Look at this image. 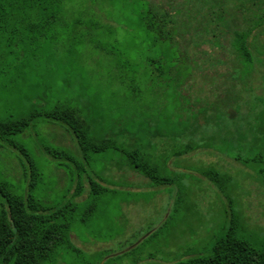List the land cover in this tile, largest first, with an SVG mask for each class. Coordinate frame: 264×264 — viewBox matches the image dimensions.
Masks as SVG:
<instances>
[{
	"label": "rangeland",
	"instance_id": "obj_1",
	"mask_svg": "<svg viewBox=\"0 0 264 264\" xmlns=\"http://www.w3.org/2000/svg\"><path fill=\"white\" fill-rule=\"evenodd\" d=\"M230 1L226 0L227 14L236 5ZM244 1L243 15L248 21L258 23L250 37L254 62L232 75L229 72L237 64L235 53L230 51L228 42L226 49L217 48L210 34V42L192 52L198 61L193 75H169L170 51L166 46L161 65L165 76L164 81L160 80L156 69L159 63H153L159 55L152 48L153 32L145 30L138 4L126 0H73L78 5L81 2L94 5V16L76 13L69 17L67 25L48 32L50 38L43 44L33 42L27 46L29 65L21 70V75H0V121L33 117L23 133L0 138V180L10 182L17 193L27 195L30 175L36 172L31 166L34 165L41 176L33 194L40 201L49 206L68 201L77 203L69 213L74 217V246L59 248L57 259L48 264H104L107 252L112 256L121 253L125 245L149 236L164 222L171 210L169 197L173 190L183 200L176 201L174 207L178 208L170 225L150 243L151 248L159 251L161 261L172 262L187 254H209L215 242L227 233L232 211L240 218L238 236L255 248L262 246L264 176L260 171L264 164L257 158L264 156V95L256 94L255 83L264 84V0ZM77 19L83 24H75ZM231 22L219 25L226 31V25ZM235 22L243 28L246 24L242 20ZM175 55L178 58L175 64L182 70L184 53L177 50ZM145 56L149 57L148 65ZM175 78L189 79L188 83H196L197 90L191 92L186 86L184 99ZM162 83L166 87L160 94L154 97L149 94L157 105V113L162 114L158 107L164 101L170 116L176 106L185 105L184 116L204 120L202 133L203 129L212 132L211 137L200 138L201 143L193 145L210 146L211 151L218 152L214 160L187 158L183 161L185 174L172 171L166 164L161 141L152 136V126L145 121L146 115H150L147 88L151 87L147 86L162 88ZM218 83L226 91L219 89ZM90 94L96 102L94 105L99 107L95 112L87 105ZM144 103L146 108L139 109ZM58 106H74L90 120L97 113L106 117L101 122L103 128L93 123L96 134L99 138H117L121 149L91 154L85 167L88 173L76 168V162L85 161L75 134L68 125L49 116ZM230 109L236 116L228 112ZM123 115L128 116L124 122L126 131L119 132L120 124L111 117ZM174 117L176 123L177 114ZM135 148L152 154L160 174L173 177L175 185L149 187L142 181L131 183V179L120 174L121 169H131L126 152ZM49 149L67 152L75 156V161L55 158ZM246 159L248 163H243ZM213 169L227 176L224 182L232 202L201 176ZM81 174L85 192L72 198L75 189L72 179ZM138 174L140 179L148 181ZM89 176H97L111 190L95 202V212L89 210L92 203Z\"/></svg>",
	"mask_w": 264,
	"mask_h": 264
},
{
	"label": "trees",
	"instance_id": "obj_2",
	"mask_svg": "<svg viewBox=\"0 0 264 264\" xmlns=\"http://www.w3.org/2000/svg\"><path fill=\"white\" fill-rule=\"evenodd\" d=\"M126 1L138 4L140 20L145 30L148 33L153 32L152 48L159 51V55L153 59V63H159L156 69L158 77L162 81H164L165 75L161 65L166 46L170 51L169 75H193L198 61L193 57L192 52L202 44L210 42V34L215 38L217 48L226 49L228 42L230 51L236 55L237 64L232 66L230 75L236 70H240L244 65L254 62L250 50V37L258 23L256 20L248 21L247 16L243 15L244 0H231L230 2L234 1L236 5L232 10H228L229 14L226 11V0H167L165 4L152 0ZM93 6L83 2L78 5L73 0H0V75H21V70L23 71L29 65L28 45L33 42L39 45L43 44L50 38L49 31H56L67 25L68 18L76 13L80 16L83 14L94 16L93 12H96V9ZM246 8L248 9L247 6ZM76 9H82L87 13ZM228 17L232 22L226 25L225 31L219 23L228 22ZM236 20L244 21L246 23L244 28L237 25ZM74 23L83 24L79 19ZM253 24L254 26H252ZM177 50L184 53L185 66L182 70L175 64V61L178 60L175 55ZM145 62L148 65V56H145ZM253 72L250 75H253ZM188 80H185L186 86L191 88L192 92V85L188 83ZM167 81L170 82L169 79ZM174 81L179 88L184 79L175 78ZM152 86L154 87L153 84ZM162 87H166V85L164 84ZM145 105L144 103L138 108L144 110ZM49 116L68 125L75 134L85 161V163L76 162V168L82 169L84 173H88L85 167L91 154L121 149L117 138H99L93 121L82 116L74 106H58ZM123 117L128 120V116L123 115ZM127 120L114 121L120 124L117 128L119 132L126 131L124 122ZM32 121V116L18 120L0 121V138L23 133ZM104 121L105 117L102 123ZM102 123H100V127H102ZM117 129L112 131V134H115ZM160 144L162 145L161 142ZM198 148L200 146L190 144L180 156ZM49 153L55 155V158L64 157L75 161V156L67 152L49 149ZM60 154L62 155L60 156ZM126 154L129 167L148 178L151 185H175L173 177L160 174L158 165L153 162L152 154L141 151L140 148H135L134 151L126 152ZM164 159L168 164L169 159L166 156ZM235 159L240 161V157ZM257 159H260V163L264 164L263 155L258 156ZM247 160L243 163H248ZM31 166L36 172L32 171L30 175L27 195L17 193L10 182L0 180V264H48L57 259L59 255H56V252L59 248L74 246L72 242L74 217L69 213L75 209L77 203L68 201L62 205L49 206L40 201L33 194V188L41 174L38 173L34 165ZM260 174L264 176V167ZM202 176L213 183L229 202H232V198L227 192V183L224 182L227 176H221L216 169L207 170L202 173ZM88 180L92 202L89 205V210L95 212V202L100 196L111 190L107 185L102 184L97 176L95 178L89 176ZM72 183H75L72 198L82 196L85 192L84 175H79L77 179L73 178ZM71 190L72 188L70 192ZM177 200L182 201L183 199L178 196ZM177 208L173 207L164 222L154 228L149 236L131 241L123 247L119 254L112 256L107 252L104 256L107 258L104 264H264V242L260 248H255L238 236L240 218L234 211L231 213V224L227 233L215 242L209 254H187L172 262L161 261L158 258L159 251L151 248L150 243L154 242L158 234L170 225ZM111 258L119 259L118 263H114Z\"/></svg>",
	"mask_w": 264,
	"mask_h": 264
},
{
	"label": "crops",
	"instance_id": "obj_3",
	"mask_svg": "<svg viewBox=\"0 0 264 264\" xmlns=\"http://www.w3.org/2000/svg\"><path fill=\"white\" fill-rule=\"evenodd\" d=\"M256 76V75H255ZM194 82L189 83L190 85H192V89L193 90H197L194 88H197L196 83L193 84ZM230 84V82H229ZM257 86V93L258 95H264V84H262L261 82L257 81L256 83ZM186 85L187 83L185 82V80L181 83V85L179 86V89H181L183 92V96L185 99V89H186ZM162 86H164V83H162ZM223 85H220L218 83L217 87H219V89H224L226 91V87L220 88ZM192 90V91H193ZM163 91V87L162 88H155V87H151V88H147V94H148V108H147V112H150V115L147 114L146 115V120L147 122L150 123V125L152 126V136L159 138L162 145H163V149L162 151L165 152L164 156H166L169 159V167L172 171H179L182 174H185L187 172V170L185 169L184 163L183 161H185L187 158H209L210 160H214L216 159V155L218 152L216 151H211L212 149L210 148V146H200V148H198L195 151H192L188 154L182 155L180 156V154L187 148L188 145L190 144H200L201 142L199 141L200 138H207V137H211L212 136V132H209L208 130H204L203 129V133L201 131V125L203 123H205V121L203 120L202 122H200L199 120H197L195 117H189V119H187L184 115H185V111H186V106L185 105H178L176 106V108L172 111L174 114L173 116H170V111L168 110V105H165L164 103L166 101L163 102V104L158 107L159 112L161 111L162 114H158L156 111V107L157 105H155V101L149 98V94L150 96L154 97L156 96V93L160 94V92ZM216 93V91H215ZM91 97V94L88 95V107L91 108V110L93 112L98 110V106L94 105L95 100H93ZM153 103V104H152ZM146 108V105H145ZM228 112L234 117L236 116V113L234 110H228ZM177 114V120L176 123L174 121V115ZM194 115H196V113L194 112ZM197 116V115H196ZM199 117V116H197ZM112 119L116 118L115 121H122L123 119H126V117L123 116H115V117H111ZM200 118V117H199ZM104 116L100 115V114H96L92 117V121L93 123H97L98 126H100V123L103 122ZM106 119V117H105ZM206 119H209V117H207ZM175 124L177 126V128H175ZM200 132L202 134H200ZM204 145H210L208 143L204 144ZM178 146V149H175V147ZM209 147V148H208ZM171 151V154H169ZM170 155V156H169ZM177 155V156H176ZM119 172H121L120 174H122L123 176L127 177L128 180H132L131 183H141L142 184H147V186H152L150 180L148 179V181L146 180H142L139 177V174L137 173V171L130 169V170H123L121 169ZM114 174V173H113ZM115 175V174H114ZM201 175V174H200ZM202 176V175H201ZM201 179V178H200ZM204 179H206L204 177ZM203 179V180H204ZM208 180V179H206ZM172 187V186H170ZM175 190L172 191V197H169V199L172 201V206L171 209L175 206V203L177 201V191L174 192ZM171 211V210H170Z\"/></svg>",
	"mask_w": 264,
	"mask_h": 264
}]
</instances>
